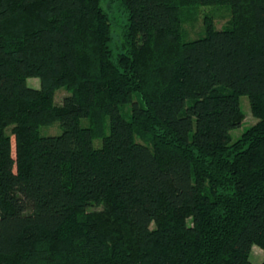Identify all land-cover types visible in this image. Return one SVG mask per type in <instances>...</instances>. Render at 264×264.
<instances>
[{"label": "trees", "instance_id": "16d2710c", "mask_svg": "<svg viewBox=\"0 0 264 264\" xmlns=\"http://www.w3.org/2000/svg\"><path fill=\"white\" fill-rule=\"evenodd\" d=\"M197 4L231 19L185 41ZM240 95L256 121L232 140ZM254 245L264 0H0V264H254Z\"/></svg>", "mask_w": 264, "mask_h": 264}, {"label": "rangeland", "instance_id": "374dc122", "mask_svg": "<svg viewBox=\"0 0 264 264\" xmlns=\"http://www.w3.org/2000/svg\"><path fill=\"white\" fill-rule=\"evenodd\" d=\"M103 4V3H102ZM104 7L106 4L103 5ZM114 7V6H113ZM115 8V7H114ZM110 17L113 21L111 24L112 36L116 41L119 34V26L116 25V20H123V18L112 9ZM209 17L213 20L215 28L219 29L229 24L231 19V12L227 5H215V4H197L183 7L181 10V27L183 39L185 41L193 40L199 36H202L205 32L204 20ZM115 18V20H114ZM113 42L115 43V41ZM26 83L32 87H39V79L37 77H28ZM69 93L65 87H60L54 92L55 103H60L63 96ZM239 109L242 113V118L238 126L230 129L229 134L232 140L236 139L247 127L252 125L256 119L252 115L250 110V103L247 95L239 96ZM82 124H86L87 120L82 119ZM61 125L59 121H54L49 125H43L39 127V133L42 135H52L61 132ZM10 127L3 130V133L9 134ZM101 144V138L93 139V145L99 146ZM264 258V250L254 245L250 251V260L254 264H260Z\"/></svg>", "mask_w": 264, "mask_h": 264}]
</instances>
